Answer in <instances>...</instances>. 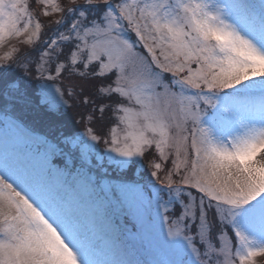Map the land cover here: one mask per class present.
Segmentation results:
<instances>
[{
	"label": "snow or ice",
	"instance_id": "snow-or-ice-1",
	"mask_svg": "<svg viewBox=\"0 0 264 264\" xmlns=\"http://www.w3.org/2000/svg\"><path fill=\"white\" fill-rule=\"evenodd\" d=\"M0 49V264L264 257V0H0Z\"/></svg>",
	"mask_w": 264,
	"mask_h": 264
},
{
	"label": "rangeland",
	"instance_id": "rangeland-1",
	"mask_svg": "<svg viewBox=\"0 0 264 264\" xmlns=\"http://www.w3.org/2000/svg\"><path fill=\"white\" fill-rule=\"evenodd\" d=\"M60 2L64 5V6H68L69 4V0H60ZM34 10L36 13L40 12V9L38 6H36L35 4L33 5ZM59 18L58 14H54L52 16L49 17H44V16H40L41 22L44 25H54V22ZM45 31H47V29H45ZM13 44H16L18 47H24L22 45H19L18 41H13ZM3 49H0V52H2ZM11 137H12V133H4L2 130H0V150H2L5 147V139L7 138L8 141H11ZM121 223H127V226L129 228H131V221L130 218H127V220H125L124 218L121 219L120 221ZM256 264H264V257H258L256 258Z\"/></svg>",
	"mask_w": 264,
	"mask_h": 264
}]
</instances>
